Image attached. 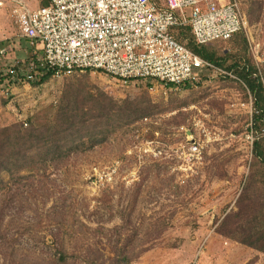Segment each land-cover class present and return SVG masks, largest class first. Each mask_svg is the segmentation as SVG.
Listing matches in <instances>:
<instances>
[{
	"label": "rangeland",
	"instance_id": "obj_1",
	"mask_svg": "<svg viewBox=\"0 0 264 264\" xmlns=\"http://www.w3.org/2000/svg\"><path fill=\"white\" fill-rule=\"evenodd\" d=\"M22 2L35 8L41 0ZM238 2L247 53L263 77L264 0ZM14 4L0 0V44L7 48L0 55V128L51 113L75 82L119 103L145 93L155 107L102 145L8 185L10 193L0 195L8 200L1 203L0 264H113L120 249L130 264H264V251L220 233L246 187L252 141L264 136L251 129V98L235 77L203 66L196 80L176 86L122 83L100 71L24 81L19 73L34 51L16 32ZM209 45L232 51L229 40ZM17 60L16 74H7ZM192 141L200 146L197 160L184 155Z\"/></svg>",
	"mask_w": 264,
	"mask_h": 264
},
{
	"label": "built area",
	"instance_id": "obj_2",
	"mask_svg": "<svg viewBox=\"0 0 264 264\" xmlns=\"http://www.w3.org/2000/svg\"><path fill=\"white\" fill-rule=\"evenodd\" d=\"M12 1L17 34L40 51L19 73L24 81L48 71L59 77L90 70L122 83L181 85L198 78L195 68L214 66L177 41L172 27L189 26L197 44L226 40L246 27L238 0H48L35 8ZM6 52L0 44V55ZM20 66L15 61L7 74ZM199 147L192 141L184 155L197 160Z\"/></svg>",
	"mask_w": 264,
	"mask_h": 264
},
{
	"label": "trees",
	"instance_id": "obj_3",
	"mask_svg": "<svg viewBox=\"0 0 264 264\" xmlns=\"http://www.w3.org/2000/svg\"><path fill=\"white\" fill-rule=\"evenodd\" d=\"M47 3L48 0H41L40 6ZM249 3L253 5V0ZM170 32L177 41L214 66L205 67L207 70L216 67L223 70L224 78L235 77L251 98V129L256 134L260 129L264 130V76H260L247 53L243 30L226 39L230 41L232 51L224 54L210 43L197 44L187 25L174 26ZM50 76L48 71L36 80L44 81ZM76 83L65 85L62 100L51 113L0 128V195L10 193V183L17 184L48 165L57 167L73 152L102 145L121 127L151 113L155 107L145 93L119 103L102 89L92 92L83 83ZM251 156L246 187L238 197L236 209L226 213L220 221V233L264 251V136L256 135L253 139ZM7 201L4 197L0 202V225ZM116 254L118 257L113 264H130L129 257L121 249Z\"/></svg>",
	"mask_w": 264,
	"mask_h": 264
},
{
	"label": "crops",
	"instance_id": "obj_4",
	"mask_svg": "<svg viewBox=\"0 0 264 264\" xmlns=\"http://www.w3.org/2000/svg\"><path fill=\"white\" fill-rule=\"evenodd\" d=\"M32 47V46H31ZM32 49V48H31ZM40 51L39 50H35V52L31 54V57H34L35 54L39 53Z\"/></svg>",
	"mask_w": 264,
	"mask_h": 264
}]
</instances>
